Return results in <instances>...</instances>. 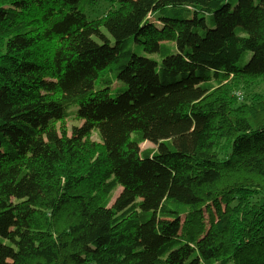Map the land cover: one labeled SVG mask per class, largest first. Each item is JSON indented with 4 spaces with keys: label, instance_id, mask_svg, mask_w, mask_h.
<instances>
[{
    "label": "trees",
    "instance_id": "obj_1",
    "mask_svg": "<svg viewBox=\"0 0 264 264\" xmlns=\"http://www.w3.org/2000/svg\"><path fill=\"white\" fill-rule=\"evenodd\" d=\"M115 1L0 0V264H264V0Z\"/></svg>",
    "mask_w": 264,
    "mask_h": 264
},
{
    "label": "rangeland",
    "instance_id": "obj_2",
    "mask_svg": "<svg viewBox=\"0 0 264 264\" xmlns=\"http://www.w3.org/2000/svg\"><path fill=\"white\" fill-rule=\"evenodd\" d=\"M118 8L117 2L115 0H96V3L93 6H89L86 9V15L88 20H96V19H100L102 18L104 15H106L109 11H112L114 9ZM103 33L105 34V36H107L112 42V38L110 37V35L107 33L106 30H103ZM99 42H101L100 40H98ZM140 53H142L143 55H146L142 50H140ZM251 58V55L249 57H247L245 60H243L240 64H244L247 60H249ZM238 85L234 86V91L232 93V97L237 99V105L236 106H242L245 103L250 102L251 100L256 97L257 95H263L264 94V82L260 81V82H253L251 85L246 86L243 90H238L236 87ZM124 88V86L120 83H116L115 86L113 87V93H116L117 90ZM239 91H244L243 92V97H244V101L243 100H239ZM231 108H235V104H231ZM93 141L98 142V138L96 135L93 136ZM141 150H149V149H154L155 146L151 143H145L142 144L140 146ZM120 193V191H118V193L115 195V197ZM213 213H215V211L213 210ZM211 219V216H208L207 213H205L203 221L204 224L206 225V227H209V221ZM53 222V220L51 221ZM228 264H233L232 260H229Z\"/></svg>",
    "mask_w": 264,
    "mask_h": 264
},
{
    "label": "built area",
    "instance_id": "obj_3",
    "mask_svg": "<svg viewBox=\"0 0 264 264\" xmlns=\"http://www.w3.org/2000/svg\"><path fill=\"white\" fill-rule=\"evenodd\" d=\"M240 100H243V98L241 97Z\"/></svg>",
    "mask_w": 264,
    "mask_h": 264
}]
</instances>
